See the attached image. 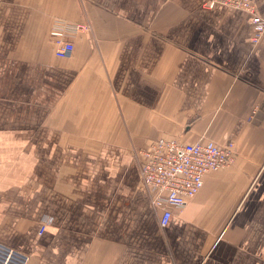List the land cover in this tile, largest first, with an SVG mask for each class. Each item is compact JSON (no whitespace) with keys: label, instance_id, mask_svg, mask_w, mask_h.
Returning <instances> with one entry per match:
<instances>
[{"label":"crops","instance_id":"crops-1","mask_svg":"<svg viewBox=\"0 0 264 264\" xmlns=\"http://www.w3.org/2000/svg\"><path fill=\"white\" fill-rule=\"evenodd\" d=\"M210 1L0 0L1 244L29 264H264V35ZM60 20L91 26L70 58ZM160 138L236 150L164 228L139 157Z\"/></svg>","mask_w":264,"mask_h":264},{"label":"built area","instance_id":"built-area-1","mask_svg":"<svg viewBox=\"0 0 264 264\" xmlns=\"http://www.w3.org/2000/svg\"><path fill=\"white\" fill-rule=\"evenodd\" d=\"M222 5L241 10L253 25L251 42L257 45L264 35V19L254 0H211L209 7ZM91 30L90 24L57 21L51 30V44L59 58H70L75 50L71 41L79 33ZM141 184L152 208L159 213V224L166 227L174 209L185 207L203 188L204 178L211 172L232 166L236 159L235 143L219 145L200 139L184 144L160 138L140 153ZM49 221H44L40 233ZM30 255L0 243V264H29Z\"/></svg>","mask_w":264,"mask_h":264}]
</instances>
